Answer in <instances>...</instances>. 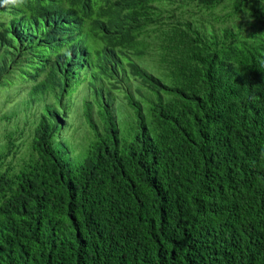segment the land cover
I'll list each match as a JSON object with an SVG mask.
<instances>
[{
    "label": "trees",
    "instance_id": "obj_1",
    "mask_svg": "<svg viewBox=\"0 0 264 264\" xmlns=\"http://www.w3.org/2000/svg\"><path fill=\"white\" fill-rule=\"evenodd\" d=\"M3 92L0 264H264V0H0Z\"/></svg>",
    "mask_w": 264,
    "mask_h": 264
},
{
    "label": "rangeland",
    "instance_id": "obj_2",
    "mask_svg": "<svg viewBox=\"0 0 264 264\" xmlns=\"http://www.w3.org/2000/svg\"><path fill=\"white\" fill-rule=\"evenodd\" d=\"M5 93L3 92L0 96L3 97ZM8 109V105H5V107H3V111H6ZM15 109V108H14ZM14 109H11L10 111H14ZM3 113H6V112H3ZM10 113V112H9ZM15 118L12 120V123H11V129H15L16 128V124H15ZM5 127V126H4ZM0 128V151L6 149L7 147V142H5L4 140V135L8 132V128ZM79 137V136H78ZM80 143V142H79ZM80 147H81V144H80ZM71 148H74V146H71ZM76 151H79L77 148L75 149Z\"/></svg>",
    "mask_w": 264,
    "mask_h": 264
}]
</instances>
